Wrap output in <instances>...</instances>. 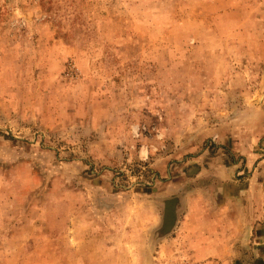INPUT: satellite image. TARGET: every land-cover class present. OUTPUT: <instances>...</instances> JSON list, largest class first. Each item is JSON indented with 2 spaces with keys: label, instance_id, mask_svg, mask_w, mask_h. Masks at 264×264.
<instances>
[{
  "label": "rangeland",
  "instance_id": "rangeland-1",
  "mask_svg": "<svg viewBox=\"0 0 264 264\" xmlns=\"http://www.w3.org/2000/svg\"><path fill=\"white\" fill-rule=\"evenodd\" d=\"M260 260L264 0H0V264Z\"/></svg>",
  "mask_w": 264,
  "mask_h": 264
},
{
  "label": "crops",
  "instance_id": "crops-1",
  "mask_svg": "<svg viewBox=\"0 0 264 264\" xmlns=\"http://www.w3.org/2000/svg\"><path fill=\"white\" fill-rule=\"evenodd\" d=\"M189 181H183L178 183L177 185L174 184L172 185L169 193L165 194L163 197L164 198H169V196L175 195L176 194V213L183 215V213H187L189 209H191V206L189 205V199L193 200L196 198V195L192 192H189L187 188H185L188 185ZM181 205V206H180ZM199 208V207H198ZM185 213V214H186ZM185 216H181L180 219L178 220V224L181 222L184 223Z\"/></svg>",
  "mask_w": 264,
  "mask_h": 264
},
{
  "label": "water",
  "instance_id": "water-1",
  "mask_svg": "<svg viewBox=\"0 0 264 264\" xmlns=\"http://www.w3.org/2000/svg\"><path fill=\"white\" fill-rule=\"evenodd\" d=\"M176 199L171 198V199H166L164 201V205H165L164 218H163L164 224L162 225L163 227H161L159 231L161 235H165L166 233H169L173 228V226L175 225L176 220L174 221V218L177 213H176V209L175 210L173 209L175 208L174 201L176 202ZM257 264H264V261L260 260L257 262Z\"/></svg>",
  "mask_w": 264,
  "mask_h": 264
}]
</instances>
